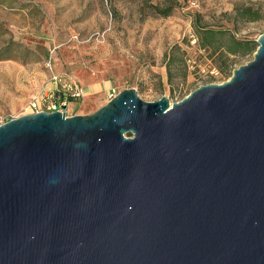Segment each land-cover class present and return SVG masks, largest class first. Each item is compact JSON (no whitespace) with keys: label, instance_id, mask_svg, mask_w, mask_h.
Segmentation results:
<instances>
[{"label":"water","instance_id":"95a60500","mask_svg":"<svg viewBox=\"0 0 264 264\" xmlns=\"http://www.w3.org/2000/svg\"><path fill=\"white\" fill-rule=\"evenodd\" d=\"M176 103L0 125V264H264V35ZM65 108V106H60Z\"/></svg>","mask_w":264,"mask_h":264},{"label":"rangeland","instance_id":"374dc122","mask_svg":"<svg viewBox=\"0 0 264 264\" xmlns=\"http://www.w3.org/2000/svg\"><path fill=\"white\" fill-rule=\"evenodd\" d=\"M244 9L257 20L245 22ZM196 26L224 31L213 50L199 47ZM261 35L264 0H0V125L30 115L52 75L103 85L69 100V117L90 115L129 89L144 102L176 103L253 60L254 53L226 54L229 37L258 46Z\"/></svg>","mask_w":264,"mask_h":264},{"label":"built area","instance_id":"2783aa9c","mask_svg":"<svg viewBox=\"0 0 264 264\" xmlns=\"http://www.w3.org/2000/svg\"><path fill=\"white\" fill-rule=\"evenodd\" d=\"M51 83L55 87V92L51 94H39L29 103L31 114L37 112H61L67 115L69 99L81 100L84 97L83 89L76 83L62 79L61 77L51 76ZM115 95L111 94L109 100ZM179 102V101H178ZM60 106H65L61 108ZM2 125V124H1Z\"/></svg>","mask_w":264,"mask_h":264},{"label":"trees","instance_id":"16d2710c","mask_svg":"<svg viewBox=\"0 0 264 264\" xmlns=\"http://www.w3.org/2000/svg\"><path fill=\"white\" fill-rule=\"evenodd\" d=\"M154 10V13L163 15L164 17L169 16L171 9L166 10H160L158 7H152ZM243 14H241L243 20L245 22H255L257 20V14L251 13L250 9H244ZM196 30L198 33V42L199 47L203 50H213L215 44H217V39L221 37V35L224 33V31L215 30L211 28H205V27H197ZM256 44L254 43H242L238 40H236L233 36L229 37V40L227 42V46L225 47V53L234 56L238 53L242 52L243 54H250L255 53L257 50ZM8 48L6 47L3 52H7Z\"/></svg>","mask_w":264,"mask_h":264},{"label":"crops","instance_id":"0c3cea01","mask_svg":"<svg viewBox=\"0 0 264 264\" xmlns=\"http://www.w3.org/2000/svg\"><path fill=\"white\" fill-rule=\"evenodd\" d=\"M78 86H80V85H78ZM80 87L83 89L84 94H85L83 98H88L89 96L97 95L98 92H101L103 90V85L98 83V82H90V83L88 82V84H85V85L80 86ZM51 92L52 93L55 92V87L52 84L50 86H46L43 93H40V94H51ZM69 100H71V99H69ZM77 114L78 113H75L73 115H77ZM73 115H71V116H73Z\"/></svg>","mask_w":264,"mask_h":264}]
</instances>
